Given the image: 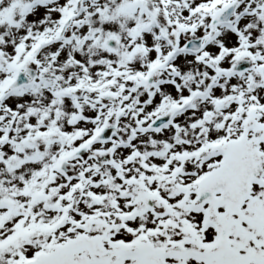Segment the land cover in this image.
I'll return each mask as SVG.
<instances>
[{
  "label": "snow or ice",
  "instance_id": "snow-or-ice-1",
  "mask_svg": "<svg viewBox=\"0 0 264 264\" xmlns=\"http://www.w3.org/2000/svg\"><path fill=\"white\" fill-rule=\"evenodd\" d=\"M0 264H264V0H0Z\"/></svg>",
  "mask_w": 264,
  "mask_h": 264
}]
</instances>
